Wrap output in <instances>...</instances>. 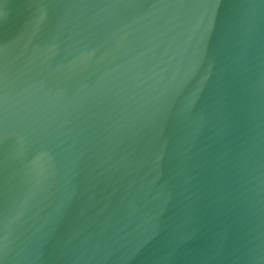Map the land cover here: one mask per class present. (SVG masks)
<instances>
[{
  "label": "water",
  "instance_id": "95a60500",
  "mask_svg": "<svg viewBox=\"0 0 264 264\" xmlns=\"http://www.w3.org/2000/svg\"><path fill=\"white\" fill-rule=\"evenodd\" d=\"M0 264H264V0H0Z\"/></svg>",
  "mask_w": 264,
  "mask_h": 264
}]
</instances>
